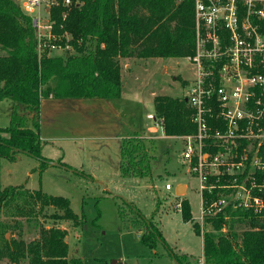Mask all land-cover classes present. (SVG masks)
I'll use <instances>...</instances> for the list:
<instances>
[{
  "label": "trees",
  "instance_id": "obj_1",
  "mask_svg": "<svg viewBox=\"0 0 264 264\" xmlns=\"http://www.w3.org/2000/svg\"><path fill=\"white\" fill-rule=\"evenodd\" d=\"M59 1L51 8L54 33L63 45L69 33V44L78 51L66 57L50 55L47 49L39 53L31 16L16 0H0V100H13L10 124L0 127V158L14 160L20 152H27L40 160L42 169L53 163L42 153V97L53 92L58 98H117L123 91L121 58L183 57L195 51L194 0H73L69 8ZM52 79L55 86L44 89ZM154 102L166 135L197 131L193 109L185 98L159 95ZM151 158L138 132L124 138L120 161L124 176L147 175ZM222 191L204 192V196L209 200ZM181 204L183 219L193 221L189 199H182ZM51 207L55 211L50 217L81 223L68 197L25 186H0V216H46ZM140 220L145 226L144 244L155 248L160 240L165 242L154 221ZM206 221L217 229L232 225L218 236L203 234L207 264H264V209L256 212L228 206ZM234 223L242 229L234 228ZM12 227L11 222L0 220V261L8 256L14 264H84L81 257H69L67 229L42 226L32 240L8 239L6 233ZM193 227L202 235L198 221ZM171 254L179 264L189 263L186 253L171 250Z\"/></svg>",
  "mask_w": 264,
  "mask_h": 264
},
{
  "label": "rangeland",
  "instance_id": "obj_2",
  "mask_svg": "<svg viewBox=\"0 0 264 264\" xmlns=\"http://www.w3.org/2000/svg\"><path fill=\"white\" fill-rule=\"evenodd\" d=\"M16 1L20 4L21 0ZM76 53L74 47L50 51V55L63 57ZM125 58L132 62L128 60L131 70L124 72L125 92L120 100L82 98L78 105L62 102L54 107V100L41 99L42 153L53 163L42 169L40 160L27 152H20L14 160L0 158L1 187L25 186L68 197L81 223L50 217L55 211L52 207L46 216L1 215V221L13 224L7 238L32 240L42 226H58L68 231L69 257H81L84 264H179L171 250L191 254H187L188 264H207L202 257L203 234L218 236L232 225L226 223L217 229L212 221L197 218L201 192L199 180L189 172L183 156L185 139L183 135H166L161 125L150 132L154 121L148 117L156 113V96L185 98L186 83L195 78L196 68L187 56L123 57V68ZM105 100L112 108L107 117L98 119L92 107ZM12 103L11 98L0 100V127L10 124ZM135 132L145 140L152 157L150 171L143 176H124L120 170L121 144ZM167 182L172 189L165 188ZM179 185L185 188L176 193ZM186 198L193 221H185L177 206ZM140 219L154 221L165 242L160 240L155 248L144 244L141 234L145 226ZM194 221L200 224L202 236L195 231ZM233 227L242 229L237 223ZM0 264L14 263L4 256Z\"/></svg>",
  "mask_w": 264,
  "mask_h": 264
},
{
  "label": "built area",
  "instance_id": "obj_3",
  "mask_svg": "<svg viewBox=\"0 0 264 264\" xmlns=\"http://www.w3.org/2000/svg\"><path fill=\"white\" fill-rule=\"evenodd\" d=\"M59 0H21L31 16L38 51L69 44L54 33L51 8ZM73 0H62L71 7ZM195 51L187 56L196 76L184 95L197 131L183 135V156L199 180V218L226 207L264 209V0H194ZM67 10L63 11L64 18ZM154 127L163 118L150 113ZM164 130V128H163ZM167 190L172 184H165ZM223 189L207 200L204 192ZM181 208V201L177 203ZM203 218V219H202Z\"/></svg>",
  "mask_w": 264,
  "mask_h": 264
},
{
  "label": "crops",
  "instance_id": "obj_4",
  "mask_svg": "<svg viewBox=\"0 0 264 264\" xmlns=\"http://www.w3.org/2000/svg\"><path fill=\"white\" fill-rule=\"evenodd\" d=\"M125 59H127L125 62H124V68L122 67V82H123V76H124V72L126 71V69H130V64H129V59L128 58H125ZM129 60V61H128ZM130 62H132V61H130ZM131 70V69H130ZM55 84H56V80H54V79H52L48 84H46L43 88L45 89V88H50V89H52L54 86H55ZM124 85V84H123ZM124 88L125 87H123V91H122V95L120 96V97H117V98H115V99H117V100H120L121 98H123V95H124ZM44 97H48V99H52V100H54V102H55V105H54V107L57 105V104H62V102H68L70 105L69 106H71L72 104H74V103H77V105L78 104H80L82 101V98H64L65 100H63V99H61V98H58V97H56L55 95H54V93L53 92H51L48 96H44ZM44 97H42V99L44 98ZM84 98H101V97H84ZM102 99H106V98H102ZM114 99V98H113ZM43 100H41V102H42ZM79 102V103H78ZM107 102H109V101H99V103H95L96 105H95V107H92V108H94L95 109V111H96V113L98 114V119H101L103 116H105V117H107V115H109L108 113H106L108 110H110L111 108H112V105L110 106ZM115 112H118V111H115ZM149 131L150 132H155V131H157V128L156 127H151V128H149ZM121 161V160H120ZM186 190H187V186H186ZM197 218H199V217H197ZM199 220V219H198ZM202 236V235H201ZM202 244H203V248H202V254H203V258H204V241H203V236H202ZM186 254H188V253H186ZM189 255V254H188ZM191 255V254H190ZM189 255V256H190Z\"/></svg>",
  "mask_w": 264,
  "mask_h": 264
},
{
  "label": "water",
  "instance_id": "obj_5",
  "mask_svg": "<svg viewBox=\"0 0 264 264\" xmlns=\"http://www.w3.org/2000/svg\"><path fill=\"white\" fill-rule=\"evenodd\" d=\"M184 189L185 188V186L184 185H179V186H177V188H176V193H179V191H180V189ZM180 195V194H179ZM6 237H8V233H7V236Z\"/></svg>",
  "mask_w": 264,
  "mask_h": 264
}]
</instances>
